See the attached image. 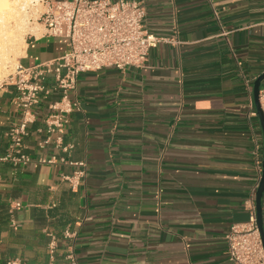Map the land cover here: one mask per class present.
I'll list each match as a JSON object with an SVG mask.
<instances>
[{"label": "crops", "instance_id": "0c3cea01", "mask_svg": "<svg viewBox=\"0 0 264 264\" xmlns=\"http://www.w3.org/2000/svg\"><path fill=\"white\" fill-rule=\"evenodd\" d=\"M140 1L146 28L169 40L141 66L79 74L69 151L54 140L39 146L53 91L32 108L24 140L32 161L6 157L22 110L16 86H0V264L48 262L50 233L59 261L73 248L81 264H233L226 234L249 218L263 160L253 83L264 71V0ZM66 47V37L39 27L18 63ZM52 154L67 160H39ZM79 168L73 187L63 175Z\"/></svg>", "mask_w": 264, "mask_h": 264}, {"label": "built area", "instance_id": "2783aa9c", "mask_svg": "<svg viewBox=\"0 0 264 264\" xmlns=\"http://www.w3.org/2000/svg\"><path fill=\"white\" fill-rule=\"evenodd\" d=\"M19 9L27 24H39L43 34L67 38V47L59 56L29 66L18 63L15 70L0 82V86H16L13 103L22 110L18 121L8 130L10 143L6 157L15 164L25 165L32 161V157L24 150V140L28 134V124L35 120L32 108L39 103L42 95L47 96L53 91L59 93V97L50 103L51 111L45 118L47 134L40 140L39 146L45 147L54 140L56 148L69 151L73 143L65 141L64 133L70 113L81 109L76 95L79 74L106 66H141L151 48L169 38L146 28V6L140 0H19ZM37 31L30 30L27 35H36ZM259 100L264 111V80L259 89ZM252 114H256V111ZM39 160L57 162L66 161L67 158L52 154L39 157ZM69 162L85 165L84 161ZM257 165L261 177V154H258ZM84 175L85 169L79 168L73 173L64 174L63 178L76 187ZM257 186L253 196L256 195ZM65 233L67 236L73 235L68 230ZM50 236L51 259L43 264H81L73 248L69 249L63 260L54 259L57 239L53 233ZM226 238L227 253L233 264H264V244L257 223L255 202L252 201L250 205L249 218L234 222ZM5 264L25 262L10 259Z\"/></svg>", "mask_w": 264, "mask_h": 264}, {"label": "rangeland", "instance_id": "374dc122", "mask_svg": "<svg viewBox=\"0 0 264 264\" xmlns=\"http://www.w3.org/2000/svg\"><path fill=\"white\" fill-rule=\"evenodd\" d=\"M18 7L19 3L17 0L15 5L10 6L8 11L5 10L0 13V17H2L1 20H4L5 22H9L10 20L9 23L11 24L9 28H4L1 30L2 33L0 32V82L7 78L9 73L15 70V67L18 64V57L22 53V47L24 45L27 32L30 30L37 31V28L39 27V24L37 23L27 24L24 22L21 16L22 13L19 12L20 9L18 10ZM10 16L12 17L8 18ZM16 18L18 19V24L14 21Z\"/></svg>", "mask_w": 264, "mask_h": 264}, {"label": "water", "instance_id": "95a60500", "mask_svg": "<svg viewBox=\"0 0 264 264\" xmlns=\"http://www.w3.org/2000/svg\"><path fill=\"white\" fill-rule=\"evenodd\" d=\"M264 80V71H262L254 80L253 83V97L255 102L256 111L260 118V123L262 126V133L264 138V111L261 107L259 100V89ZM263 196H264V140H263V160H262V172L261 177L256 189L255 203H256V217L257 223L262 235V240L264 244V212H263Z\"/></svg>", "mask_w": 264, "mask_h": 264}, {"label": "bare ground", "instance_id": "6f19581e", "mask_svg": "<svg viewBox=\"0 0 264 264\" xmlns=\"http://www.w3.org/2000/svg\"><path fill=\"white\" fill-rule=\"evenodd\" d=\"M17 0H0V13L1 12H3V11H8V9L10 8V6L11 5H15V2H16ZM18 3H19V0H18ZM13 7V6H12ZM15 9V8H14ZM18 10H19V7H18ZM10 11H12V10H10ZM20 12V11H19ZM10 14H11V12H10ZM9 14V15H10ZM21 16H22V19H23V21L24 22H26L25 21V18H24V16L21 14ZM12 16H10V17H8V18H11ZM2 19V17H0V32H1V30L2 29H4V28H9L10 26H11V24L9 23L10 22V20H9V22L8 21H4V20H1ZM21 19V18H20ZM8 20V19H7ZM12 21V20H11ZM14 21H16V24H18V19L16 18ZM3 23H4V25H3ZM12 23V22H11ZM15 23V22H14ZM27 23V22H26ZM14 25V24H13ZM16 26V25H15ZM6 30V29H5ZM2 33V32H1Z\"/></svg>", "mask_w": 264, "mask_h": 264}]
</instances>
